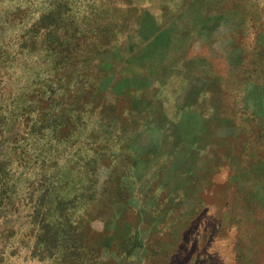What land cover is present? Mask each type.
<instances>
[{"label":"rangeland","instance_id":"374dc122","mask_svg":"<svg viewBox=\"0 0 264 264\" xmlns=\"http://www.w3.org/2000/svg\"><path fill=\"white\" fill-rule=\"evenodd\" d=\"M184 56L190 69L232 64L239 86L221 96L246 112L264 83V0H0V264H234L236 244L262 257L261 128L216 199L243 228L234 215L217 233L198 221L208 232L180 250L172 235H133L128 87L139 68L165 80Z\"/></svg>","mask_w":264,"mask_h":264},{"label":"crops","instance_id":"0c3cea01","mask_svg":"<svg viewBox=\"0 0 264 264\" xmlns=\"http://www.w3.org/2000/svg\"><path fill=\"white\" fill-rule=\"evenodd\" d=\"M191 59L182 57L181 65L168 69L163 81L153 72L139 68L133 74V85L128 87L133 90V127L127 130L126 144L133 175V235H172L173 245L180 243L181 236L207 233L206 227L197 225L201 220L215 224L217 233L228 217L232 216L234 222V215L243 228L246 221L238 210L231 212L217 203L218 189L235 185L234 171L239 163L242 168H249L242 158L255 153L250 140L259 139L260 128L264 138V83L256 85V99L247 95V111L237 114L221 96L239 86L233 82L232 64L222 72L211 66L190 69L187 63ZM170 79L177 83L168 84ZM166 85L170 86L169 100L159 93V87ZM167 102L170 112L165 109ZM221 103L226 107L222 108ZM115 138L125 141L121 136ZM152 204H163L165 210L159 215L151 213ZM202 207L205 212L200 214L197 208ZM149 218H159L162 224H145L143 219ZM186 221L193 225L186 228ZM178 222L183 223V228ZM258 246L264 247V243ZM234 247V264H264V250L262 257L254 258L250 246Z\"/></svg>","mask_w":264,"mask_h":264}]
</instances>
